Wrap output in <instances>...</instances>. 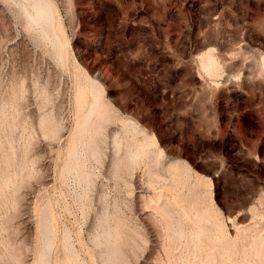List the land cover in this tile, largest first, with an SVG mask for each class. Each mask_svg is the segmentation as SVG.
Returning a JSON list of instances; mask_svg holds the SVG:
<instances>
[{
	"label": "rangeland",
	"instance_id": "rangeland-1",
	"mask_svg": "<svg viewBox=\"0 0 264 264\" xmlns=\"http://www.w3.org/2000/svg\"><path fill=\"white\" fill-rule=\"evenodd\" d=\"M50 2L40 23L31 0H0V101L21 108L6 134L17 136V160L29 148L20 203L11 196L0 215V262L15 253V264H169L154 200L165 187L177 219L176 191L195 217L216 214L204 224L236 257L217 253L218 264H264V0ZM209 52L215 72L203 67ZM46 115L61 131L40 124ZM128 123L158 152L132 166ZM151 171L163 177L157 189Z\"/></svg>",
	"mask_w": 264,
	"mask_h": 264
},
{
	"label": "bare ground",
	"instance_id": "bare-ground-1",
	"mask_svg": "<svg viewBox=\"0 0 264 264\" xmlns=\"http://www.w3.org/2000/svg\"><path fill=\"white\" fill-rule=\"evenodd\" d=\"M31 1L34 4L36 12L34 14H31L30 17L35 22H40V23H42L43 20H45L46 18L48 19L49 16H50L51 7H52L51 6L52 5L51 2L49 3V0H31ZM52 15H53V13H52ZM50 19H52V17H50L48 20H50ZM203 56H202V58H203L202 60L204 61L203 67H205L209 72H215L216 69H217V62L215 60L214 55L209 52V53H206ZM15 87H13V89ZM22 87L23 86H21L20 89L18 87H16V89H14L16 91V93H18L17 95H19V97L21 96L22 93L24 95ZM12 94L16 95L14 93H12ZM94 97H95V101L93 102L92 107L95 108V109H100V107H101V105H100V102H101L100 101V96L98 94L94 93ZM13 98L14 99L17 98V100L20 99V98L18 99V97H16V96H14ZM0 100H1V98H0ZM4 101H5V99H4ZM9 103L7 101L6 102L0 101V121L4 117H8L7 114H8L9 106L14 108V114H13V112L10 111L13 114V116H12L13 118L10 115V117L13 119V122H10L9 125H7V127H5V128L3 127L2 128L3 129L2 131H4L5 135H6V140H4L6 142L0 144V149L1 148L3 149V153L0 154V174H2V175L4 174L5 175V177L2 180H0V215H1V213L4 212L2 210L4 204L6 203V201L8 202V200L11 198V196H12L11 200H13L12 202H14L15 206H17L16 205L17 203H20V201H18V198H17L16 195H17L18 191L20 190L21 183L18 184L19 181L17 182V185L15 183H16V181H17L19 176H22V177H19V179L21 181L22 178H24V177H26L28 175L26 173L27 171L25 172V169L27 170V168H26V164H27L26 163V160H27L26 158H27V156L24 155V154H26L25 153L26 151H28V154H29V150H28L29 148L27 147L24 150L23 156L19 157L20 161L17 160L18 156H21V154L19 155V152H20L18 150L19 148L17 149L16 145H15V144H17L16 143L17 136L14 133L13 134L15 136H11L9 133L6 134V132L8 130H12L14 132L13 129H16L17 126L19 125V122H18L19 119L17 120V118H18L17 117V113L21 109L20 106H19V102L18 103H14L13 102V103H11V105ZM20 103H21V100H20ZM9 109H11V108H9ZM40 119H41L40 124L49 125L50 128L52 127L53 131H55V132L61 131V130H59L60 126L58 127V125H60V124L57 125L56 121H54V119L51 116H49V115L41 116ZM9 120H10V118H9ZM7 121H8V119H7ZM1 124H2V122H1ZM7 124H8V122H7ZM42 125H41V127H42ZM19 127H20V125H19ZM61 128H62V126H61ZM49 131H50V129H49ZM139 132L142 133V130L138 126H136L134 124L132 125L131 123L127 124L126 139L124 141V144H125V147H126L124 163H126V165H128V166L135 165L139 160L147 159L148 157L154 155L157 152V143H156L154 137L146 135V136H143V138H138L137 134ZM1 133H3V132H1ZM50 134H51L52 137L56 136V133H55V135H52L53 132H51ZM47 135H49V134H47ZM30 137H31L30 139H32V136H30ZM56 138H58V137H56ZM0 139H1V137H0ZM118 141H119V139H118ZM116 148H117V146H116ZM16 161L21 162V166H20L21 170L19 172H17L18 170L16 171V169L18 168L17 164H15L16 165L15 171L12 168L13 167V163L16 162ZM179 166H181V165L178 162H171V164H169L167 166V169H166L168 171V173L170 174L169 176H170L171 180L179 181V183L177 181H176V183H174L176 186H179L180 181L182 180L181 179V172L178 171L179 170ZM11 169L13 171V174L10 173ZM30 169L33 170L34 168L33 169L30 168ZM150 173H151V177L148 176L150 178L149 179V186L150 187L152 186V187H155V188L156 187L159 188L161 182L164 181V180H162L163 177L161 178L159 175H156L158 173L155 174L152 171ZM31 175H33V174H31ZM27 177L25 179H28ZM12 183L15 184L14 187L11 185ZM162 186H165L164 183H163V185H161V187ZM12 187H13V189H11ZM164 188L165 187H163V189H160L159 192L157 191L158 192L157 195H156L157 199H154V200L157 202L155 204L156 212L160 216L158 218V222L160 224L159 228L162 227V229H161V230H163L162 232L166 231V237H167V240H168L167 241L168 242V245H167L168 248L167 249H169L168 252H170V253H168L169 254L168 255L169 256V258H168L169 262L168 263L169 264H218L217 263V262H219V260L217 258L218 254L221 257L222 261L226 257H229V256H231V257H229V259L231 261H235L236 257L234 258L233 255L231 254V252L225 251L224 249L221 248V243H219V241H217V239H215L214 233L211 230H209L204 224V223H206V224L209 223L211 221V219H215V217H217L216 214L212 213L213 217L209 216V214H208L209 211L207 210L208 213H202V214H199L197 217H195L192 214L191 208H188L185 204H183L180 201L179 194H178L179 191H176L175 193H173L171 195L172 196V198H171L172 202L171 203L176 204L178 206L179 213H181L180 214V219L179 218L177 219L174 209H172L170 207V205L168 204V202L166 200V194H165L166 192H165ZM156 196H155V198H156ZM152 198H154V197H152ZM151 200H153V199H151ZM152 202L154 203V201H152ZM152 202H151V205L153 204ZM44 207H46V206H44ZM1 210H2V212H1ZM43 211H44V209H43ZM47 215H48V213H47ZM47 219H48V217H47ZM193 219H200L199 228L198 229L187 230L185 228V223L189 222V221H192ZM45 221H46V219H45ZM156 221H157V219H156ZM44 223H46V222H44ZM48 224H49V222H48ZM44 227H46V226H43L42 229H44ZM223 227L224 226L220 227L221 231L224 230ZM48 233L52 234L53 232H48ZM48 233H46V235ZM46 235H44V236H46ZM47 237H48V235H47ZM47 237H45V238H47ZM48 239L50 240V237ZM182 240H185V249H186L185 253L178 252L179 251L178 250L179 244H180V242H182ZM45 248H47V247H45ZM4 255H8V254L6 253V251H1L0 250V259H2ZM18 257H19L18 254L16 255L15 253H13V254L9 253L10 261L9 262L6 261L8 263L5 262V264H15L16 260H19ZM0 264H3V263L0 262Z\"/></svg>",
	"mask_w": 264,
	"mask_h": 264
}]
</instances>
